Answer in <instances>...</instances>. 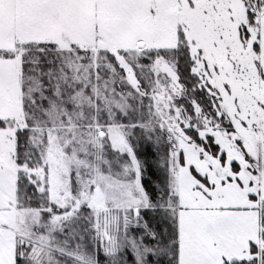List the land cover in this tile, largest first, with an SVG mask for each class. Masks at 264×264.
I'll list each match as a JSON object with an SVG mask.
<instances>
[{
  "label": "snow or ice",
  "instance_id": "obj_1",
  "mask_svg": "<svg viewBox=\"0 0 264 264\" xmlns=\"http://www.w3.org/2000/svg\"><path fill=\"white\" fill-rule=\"evenodd\" d=\"M0 264H264V0H0Z\"/></svg>",
  "mask_w": 264,
  "mask_h": 264
}]
</instances>
